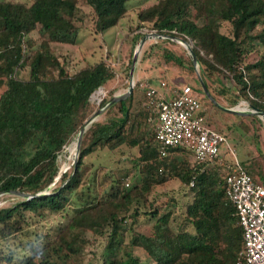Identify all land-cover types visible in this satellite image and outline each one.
I'll return each instance as SVG.
<instances>
[{"label": "trees", "instance_id": "16d2710c", "mask_svg": "<svg viewBox=\"0 0 264 264\" xmlns=\"http://www.w3.org/2000/svg\"><path fill=\"white\" fill-rule=\"evenodd\" d=\"M128 1L0 0V192L48 191L0 206V264H68L91 245L85 264H145L136 247L151 264H235L243 248L224 175L234 160L220 151L213 161L194 163L183 145L161 155L154 143L157 112L140 81L87 126L76 163L61 171L60 154L96 111L92 93L118 71L106 56L86 55L71 71L53 43L81 44V4L91 6L98 36L120 23ZM137 19L132 31L149 27L191 41L200 75L217 101L227 100L222 105L246 100L264 110V52L248 59L264 44V0H157L140 6ZM162 49L165 65L197 75L186 48ZM23 65L27 78L19 73ZM210 102L202 111L208 123L231 131L229 122L217 127L210 108L231 112ZM236 125L254 140L264 119L240 114ZM263 157L258 147L241 164L261 182ZM175 179L177 190L168 187Z\"/></svg>", "mask_w": 264, "mask_h": 264}, {"label": "rangeland", "instance_id": "374dc122", "mask_svg": "<svg viewBox=\"0 0 264 264\" xmlns=\"http://www.w3.org/2000/svg\"><path fill=\"white\" fill-rule=\"evenodd\" d=\"M23 1L30 2L31 0H23ZM156 1L157 0H129L128 13L120 21V23H118L116 26L112 27L110 30H108L105 33H99L98 36H96L95 33L93 32V12H91L92 10L91 6L87 4H81V8L86 12L83 28L80 33L81 44L75 45V44L54 42L53 46L58 55L66 56L67 60H69V68L71 71H75L77 68H79L81 65L85 63L84 61L85 55L91 60H96L102 56L103 57L106 56L117 69L118 75L116 79L112 80L109 83V85L105 87L108 93L104 98H106L110 94V89L112 87H115L114 95L124 93L128 90L130 86L133 58L135 52L139 48L141 39L148 32H157L155 29H151L149 27H143L138 31L135 30L132 31L130 27L132 25L135 26L138 23L137 9L140 6L152 4ZM137 33H138L137 36L138 38H134V36H136ZM33 34L35 36H38V33L36 31L33 32ZM95 38H97V40H95ZM165 38L171 39L168 36L148 37L147 40L144 42V44L140 47L138 60L136 62L135 71H134L135 84L138 81L142 82V84L144 81H150L151 83L156 84L159 83L161 78L165 79L164 77H166V80H168L167 78H169L170 80L174 81V79L176 78V81L178 83H184V84L190 83L195 88L196 86L200 88L202 86L201 79L203 78L200 75L198 63H197V71H196L197 75L195 76L192 74L181 72L178 70L177 67L170 66L171 67L170 68L169 66L165 65L164 59L162 57V52H163L162 46L164 44L170 46L171 48H177L179 50H181L182 48H186L183 43L177 40H174V42H164ZM260 52H264V44H260L259 51L258 52L253 51L249 55L248 59L249 60L256 59ZM19 73L21 76L26 78L30 76L29 68L25 67L24 65L20 68ZM3 89L4 86L0 89V91H2ZM142 92L144 93L145 89H142ZM198 92L200 96L203 97L204 106L207 108L210 107V103H211L210 101L213 100L205 93V91L204 92L198 91ZM204 94L206 95V97ZM91 100L94 102L96 106V110L105 105L103 104L104 99H102L99 102L98 99L95 97V95L94 96L91 95ZM221 101L227 103V100H225L224 98H221V100L218 102L220 103ZM107 108L108 106H106L102 111V113H100L97 116V119L105 117V110ZM210 110L213 111L212 113V115L214 114L213 122L217 125V127L218 125H221V123L223 122H229L233 125L232 126L233 129L231 131L227 128H224L222 131L227 134L229 142L232 140L235 146V144L239 142L238 138L242 136V134L240 133L241 131L238 129V126L234 128L236 121V119L234 118L236 117L232 116V114H228L223 111H216V109L212 107L210 108ZM215 119L218 122L214 121ZM219 122L221 123L218 124ZM259 135H257V138H261L260 140L263 141V147H264V133L262 134L261 132ZM77 137L74 138L66 146L64 151L60 154V164H61L62 172H64L65 170L68 171L71 170V168L78 159L79 151L76 145ZM227 142H225L224 144H226ZM236 148L239 151V148L238 147ZM188 156L191 160H193V156L191 152L189 153ZM263 159L262 162L264 167ZM228 171L229 169L225 168L224 175H226ZM60 176L61 174L57 175L56 180L51 183L48 189L55 187L59 183L61 178ZM179 185H180L179 180L175 179L169 183L168 187L177 190L179 189ZM19 197L20 195L12 192H1L0 206L8 205L11 202L16 201ZM53 222L54 221L51 220V223ZM95 248L96 246L93 245L89 246L84 253L79 254L76 261L69 262L68 264H85L86 261L90 258V256L94 254L93 250ZM134 252L141 257V259L145 264L152 263V260L149 258V256L146 254V252L143 249L136 247V249H134Z\"/></svg>", "mask_w": 264, "mask_h": 264}, {"label": "built area", "instance_id": "2783aa9c", "mask_svg": "<svg viewBox=\"0 0 264 264\" xmlns=\"http://www.w3.org/2000/svg\"><path fill=\"white\" fill-rule=\"evenodd\" d=\"M147 104L157 112L154 143L161 155L176 146H186L196 162H210L228 141L226 133L208 123L198 90L190 83L174 87L166 80L159 85L144 81ZM107 89L99 86L92 95L100 102ZM234 108H254L241 100ZM235 154V149H232ZM229 199L243 228L244 245L235 264H264V183L255 179L235 160L225 175Z\"/></svg>", "mask_w": 264, "mask_h": 264}, {"label": "water", "instance_id": "95a60500", "mask_svg": "<svg viewBox=\"0 0 264 264\" xmlns=\"http://www.w3.org/2000/svg\"><path fill=\"white\" fill-rule=\"evenodd\" d=\"M152 36H168L170 37L171 39L173 40H177L181 43H183L185 45V47L188 49V51L190 52L191 56L193 57V61L195 64L198 63V57H197V54L195 53L194 49H193V46H192V43L190 42V40L184 38V37H181L179 35H175V34H163V33H160V32H148L146 33L143 38L141 39L140 41V44H139V48L138 50L135 52V55H134V58H133V65H132V68H131V82H130V86L128 88V90L124 93H121V94H117V95H114L112 98H110V100L105 103V105L99 109H97L86 121L85 125L81 128L79 134H78V137H77V141H76V145H77V149L79 151L80 149V146H81V143H82V138H83V134L87 128V126L92 123L94 120L97 119V116L102 113V111L104 110V108L108 105H111L112 103L118 101V100H121L123 98H125L128 94H130L133 89H134V85H135V82H134V71H135V66H136V62L138 60V55H139V49L140 47L144 44V42L147 40L148 37H152ZM201 85L205 91V93L215 102L217 103L220 107H222L223 109L227 110V111H230V112H233V113H239V114H242V113H252V112H255V113H258L262 118H264V110H261V109H258L256 107H254V110L253 111H250V112H244V111H240L239 109H236L234 107H229V106H225V105H222L221 103H219L216 98L212 95V93L210 92L207 84L205 83L204 79H201ZM4 192V191H3ZM6 192V191H5ZM9 192H12V193H15V194H18L20 196H23V197H28V198H33L34 196H38V195H43L45 193H48V191L46 192H39V193H36V194H31L29 192H26V191H23V190H20V189H11ZM1 193V192H0Z\"/></svg>", "mask_w": 264, "mask_h": 264}, {"label": "crops", "instance_id": "0c3cea01", "mask_svg": "<svg viewBox=\"0 0 264 264\" xmlns=\"http://www.w3.org/2000/svg\"><path fill=\"white\" fill-rule=\"evenodd\" d=\"M164 78L165 79L161 78L160 81L161 80H166V77H164ZM167 79L168 80H166V81H168L173 86H181V85L184 84V83H178L176 81V78L174 79V81L170 80L169 78H167ZM160 81H159V83H160ZM159 83H156V85H159ZM244 112H250V110H246ZM230 114H232V116L236 117V118H234V119H236L235 125H234V128H235L237 126L236 125V122L239 120V115L240 114L239 113H233V112H231ZM242 114H249V113H242ZM229 124H231V123H229ZM240 131L242 132V130H240ZM261 132H262V134L264 133V126L262 127V129L258 130V133L259 134ZM259 137H260V135H259ZM240 138H238L239 142L236 143L235 146H234L232 140L229 142V139H228V142L226 144H224L223 147H222V149H221V153L223 155H226V157L228 159L234 160V162H235L236 159H239L241 161V164H242L243 160H249L251 156H256L258 154V147H261V148L264 149V147H263V141L260 140L261 138H257L256 137V139L253 140L252 139V136H251V132L248 133L247 135L243 136V137H240ZM236 147L239 148V151H238V149ZM232 149H235V154L232 152ZM226 153H228V154H226ZM192 156H193V154H192ZM192 162L196 163V159H195L194 156H193Z\"/></svg>", "mask_w": 264, "mask_h": 264}]
</instances>
